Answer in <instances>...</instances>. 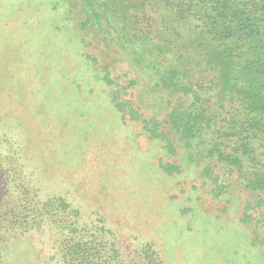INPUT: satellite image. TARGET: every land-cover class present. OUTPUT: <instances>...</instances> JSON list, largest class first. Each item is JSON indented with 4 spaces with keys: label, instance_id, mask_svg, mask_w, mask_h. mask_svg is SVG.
<instances>
[{
    "label": "rangeland",
    "instance_id": "1",
    "mask_svg": "<svg viewBox=\"0 0 264 264\" xmlns=\"http://www.w3.org/2000/svg\"><path fill=\"white\" fill-rule=\"evenodd\" d=\"M70 1L0 0V138L27 187L65 198L89 227L103 221L125 250L152 244L165 264H264L256 196L175 134L148 132L164 117L165 94L81 29Z\"/></svg>",
    "mask_w": 264,
    "mask_h": 264
},
{
    "label": "trees",
    "instance_id": "2",
    "mask_svg": "<svg viewBox=\"0 0 264 264\" xmlns=\"http://www.w3.org/2000/svg\"><path fill=\"white\" fill-rule=\"evenodd\" d=\"M69 5L70 13L83 17L81 29L125 53L137 81L148 80L153 93L165 94L164 117L153 119L155 129L147 127L148 132L160 139L175 134L186 152L192 148L198 158L228 168L235 183L256 196L264 221V0H71ZM104 82L111 84L108 74ZM156 126L166 136H158ZM3 145L0 138V264H35L34 252L43 254L39 264L43 259L45 264H165L152 244L125 250L103 221L89 227L83 212L65 198L28 188L23 165ZM162 168L170 175L180 171L177 165ZM36 239L43 248L27 243ZM45 249L49 258L40 251Z\"/></svg>",
    "mask_w": 264,
    "mask_h": 264
}]
</instances>
